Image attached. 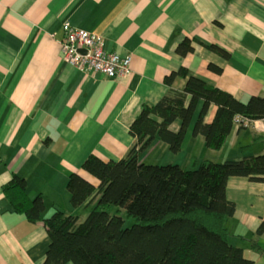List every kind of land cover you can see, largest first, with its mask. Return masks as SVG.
<instances>
[{"label":"crops","instance_id":"0c3cea01","mask_svg":"<svg viewBox=\"0 0 264 264\" xmlns=\"http://www.w3.org/2000/svg\"><path fill=\"white\" fill-rule=\"evenodd\" d=\"M66 21L102 36L106 51L131 55L130 73L88 75L65 63L59 42ZM184 38L193 52L181 56L175 48ZM182 67L242 102L264 98V0H0V264H42L49 245L43 224L13 212L1 187L17 175L29 197H42L45 217L55 208L78 214L81 207L71 206L66 190L69 174L96 186L84 160L125 156L134 143L129 126L142 105L161 99L169 90L165 75ZM184 84L176 79L173 88ZM214 112L211 106L206 122ZM217 152L212 161L264 153V125L233 127ZM226 198L235 207L229 243L264 264V232L257 233L264 182L231 176Z\"/></svg>","mask_w":264,"mask_h":264},{"label":"trees","instance_id":"16d2710c","mask_svg":"<svg viewBox=\"0 0 264 264\" xmlns=\"http://www.w3.org/2000/svg\"><path fill=\"white\" fill-rule=\"evenodd\" d=\"M209 48L228 56L214 44ZM175 52H193L192 40H181ZM181 78L183 89L173 88ZM164 83L167 93L154 104H143L130 124L134 143L125 156L105 161L90 154L82 163L98 181L96 186L69 174L66 190L71 206L81 207L78 214L55 208L45 217L42 197H29L25 179L17 175L1 187L13 212L43 224L49 245L42 264H254L228 241L235 207L226 198V182L231 176L264 182V153L222 162L206 159L193 169L146 163L140 156L155 141L177 154L190 127L193 137L200 135L207 148L218 150L236 115L264 118V98L250 96L242 102L200 77L188 76L183 67L165 75ZM211 106L215 112L206 122ZM176 122L178 128L172 130ZM124 218L132 219L131 226H124ZM263 232L264 222L257 229Z\"/></svg>","mask_w":264,"mask_h":264},{"label":"built area","instance_id":"2783aa9c","mask_svg":"<svg viewBox=\"0 0 264 264\" xmlns=\"http://www.w3.org/2000/svg\"><path fill=\"white\" fill-rule=\"evenodd\" d=\"M63 37L59 42L63 61L88 75L105 77L126 76L130 73L131 55H118L104 48L102 36L72 27L67 21L62 25ZM264 125V118L249 119L243 115L233 118L237 128Z\"/></svg>","mask_w":264,"mask_h":264},{"label":"rangeland","instance_id":"374dc122","mask_svg":"<svg viewBox=\"0 0 264 264\" xmlns=\"http://www.w3.org/2000/svg\"><path fill=\"white\" fill-rule=\"evenodd\" d=\"M196 116L197 114L194 115L193 122ZM247 134L249 135L251 134L250 130H248ZM184 140H183L184 145L187 144V140H189L190 143L188 147H184V150L180 156H178L177 154L171 153L167 145H165V148L162 149L160 148V146L152 144L149 148H147L141 154L140 160L146 163H152L156 165L173 163V164H178L181 167L186 168V169H193L199 165V161L204 160V159L211 160L212 158L210 156H216L217 154H219L217 150L207 148L205 146L203 138L200 135L194 138L191 133V127L188 130V133L185 135ZM232 156L233 154H229V157H232ZM193 158H194V161H198V164L194 165V162L192 160ZM222 161L224 160H220L218 162H222ZM111 211H114V210H111ZM131 224H132L131 218H124V226L129 227L131 226Z\"/></svg>","mask_w":264,"mask_h":264},{"label":"bare ground","instance_id":"6f19581e","mask_svg":"<svg viewBox=\"0 0 264 264\" xmlns=\"http://www.w3.org/2000/svg\"><path fill=\"white\" fill-rule=\"evenodd\" d=\"M59 47H60V45H59Z\"/></svg>","mask_w":264,"mask_h":264}]
</instances>
